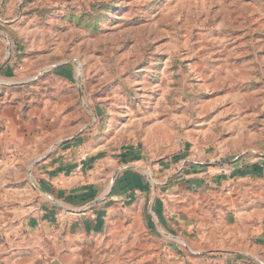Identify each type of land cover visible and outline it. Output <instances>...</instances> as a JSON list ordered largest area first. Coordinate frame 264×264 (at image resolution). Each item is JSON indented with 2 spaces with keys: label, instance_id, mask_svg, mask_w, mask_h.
Listing matches in <instances>:
<instances>
[{
  "label": "rangeland",
  "instance_id": "1",
  "mask_svg": "<svg viewBox=\"0 0 264 264\" xmlns=\"http://www.w3.org/2000/svg\"><path fill=\"white\" fill-rule=\"evenodd\" d=\"M8 8L20 102L63 100L98 142L93 236L61 264H264V0Z\"/></svg>",
  "mask_w": 264,
  "mask_h": 264
},
{
  "label": "crops",
  "instance_id": "2",
  "mask_svg": "<svg viewBox=\"0 0 264 264\" xmlns=\"http://www.w3.org/2000/svg\"><path fill=\"white\" fill-rule=\"evenodd\" d=\"M15 17L9 8L0 13L9 29ZM7 47L0 40V264H61L67 250L93 236L89 211L79 205L103 180L95 171L98 142L86 139L80 112L63 100L20 102ZM32 192L38 198L25 196Z\"/></svg>",
  "mask_w": 264,
  "mask_h": 264
}]
</instances>
